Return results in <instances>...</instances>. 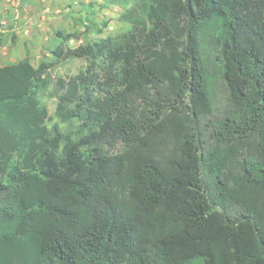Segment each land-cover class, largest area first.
I'll return each mask as SVG.
<instances>
[{"label":"trees","instance_id":"1","mask_svg":"<svg viewBox=\"0 0 264 264\" xmlns=\"http://www.w3.org/2000/svg\"><path fill=\"white\" fill-rule=\"evenodd\" d=\"M113 4L126 32L0 67V264H264V0Z\"/></svg>","mask_w":264,"mask_h":264},{"label":"rangeland","instance_id":"2","mask_svg":"<svg viewBox=\"0 0 264 264\" xmlns=\"http://www.w3.org/2000/svg\"><path fill=\"white\" fill-rule=\"evenodd\" d=\"M102 0H0V67L16 63L27 58L37 67L42 61L51 57L50 50L54 47V34L57 30L75 33L80 40H72L69 47L75 48L86 42L97 41L107 37H116L126 32L129 25L120 19L125 9L113 4L107 9H98ZM88 5H92L89 8ZM108 23L102 28V23ZM102 28L103 33L96 30ZM215 53L208 58L209 71L213 88V113L210 121L221 118L228 105V92L221 79L215 62ZM87 62L82 59H68L52 71V76L67 79L85 70ZM49 116L53 118L56 100L41 95ZM205 121L202 126L206 135L213 129ZM58 124L53 118L49 128ZM64 128V125H61Z\"/></svg>","mask_w":264,"mask_h":264}]
</instances>
